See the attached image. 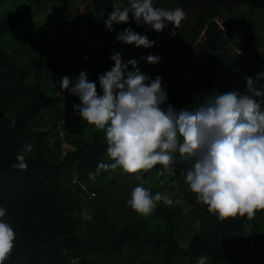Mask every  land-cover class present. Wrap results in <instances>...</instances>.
I'll return each instance as SVG.
<instances>
[{"label": "rangeland", "instance_id": "1", "mask_svg": "<svg viewBox=\"0 0 264 264\" xmlns=\"http://www.w3.org/2000/svg\"><path fill=\"white\" fill-rule=\"evenodd\" d=\"M0 0V24L22 12L28 5L30 11L16 22L13 30L3 39L2 50L8 61L19 66H28L30 73L24 82L23 93L6 111L7 116H14L22 108L32 94V88L38 86L42 94L59 98L60 103L44 109L31 118L30 123L10 138L22 152L25 144L33 145L30 153H23L29 158H41L49 164L62 162L64 156L74 151L76 143H90L94 127L80 120V115L67 104L73 96L62 91L60 81L68 76L73 83L81 71L87 78L101 62L105 43L101 36L94 32L91 20L95 17L92 0ZM112 4L125 6V0H110ZM154 7L166 10L180 8L185 19L179 28L168 27L167 32L175 40L170 48V57L165 63L173 67L168 88L174 89L176 84H184L190 88V80L195 72L200 71L204 62L206 38L205 28L200 30L196 25L198 13L205 9L207 0H153ZM223 22L232 31L234 41L241 42L246 37L259 40L264 36V11L252 10L243 4H232L219 9ZM129 18L128 23H133ZM218 28L225 35L227 28L221 20H216ZM101 29V27H100ZM225 35V39H226ZM117 47L121 42H117ZM178 44L184 49L174 54ZM227 42L226 46L231 47ZM258 52L264 60V47H258L243 53ZM122 61L128 56L120 51ZM140 73L154 80L150 65L143 58L136 59ZM128 71H135L131 66ZM105 141V133L100 131ZM106 142V141H105ZM111 163L109 157L100 163ZM191 164V163H190ZM87 167L81 158H75L64 171L62 189L67 202V218L77 230V234L88 245L80 264H159L163 261L166 248L157 250L149 246L127 244L105 257L103 246L109 243L122 230L135 232L141 239L165 231L168 222L174 227V238L180 248H187L195 233L201 231L200 223L191 214L187 202L190 191L185 178L180 174L164 168L160 171H144L128 174L121 168L100 170ZM94 179L89 178V174ZM136 175L141 180H136ZM138 184L150 190L168 196L173 203L166 205L157 203L154 211L145 216L134 211L128 204L131 192ZM96 196L90 198L89 192ZM240 217V216H238ZM244 236L254 241L257 249L250 251L258 259L264 261V211H258L254 219L248 218L243 223ZM209 257H206V262ZM173 264H198V259L176 260Z\"/></svg>", "mask_w": 264, "mask_h": 264}, {"label": "trees", "instance_id": "2", "mask_svg": "<svg viewBox=\"0 0 264 264\" xmlns=\"http://www.w3.org/2000/svg\"><path fill=\"white\" fill-rule=\"evenodd\" d=\"M92 1L93 12L96 15L91 20V26L103 39L105 49L101 62L87 79L96 83L100 95L103 93L99 77L114 67L111 56L120 51L128 56L124 63L139 57L146 60L149 55L161 58L157 64H148L153 74L162 78V86L168 97L163 107L171 105L177 111L195 110L208 97L229 91L251 95L247 90L246 77L255 78L257 74L264 72V60L258 52L243 55L258 47L261 40L246 37L239 43L234 41L232 31L223 22L219 11L220 8L232 4H243L252 10L264 11V0H207V6L198 13L196 23L200 30L205 28L204 62L200 71L192 76L190 88L184 84H176L174 89L168 88L173 67L165 63V58L170 57V48L175 40L168 34L167 28L173 25L166 22L163 31L159 32L162 37L149 33L146 24L143 22L137 24L135 20L133 23L113 25L114 31L109 32L105 21L113 11V4L110 0ZM29 11L30 5L0 24V207L6 209L3 220L12 226L16 234L14 249L5 264H73L74 260L80 264L79 261L88 245L77 234L76 226L66 215L68 206L62 189L64 171L75 158H81V163L87 167H96L100 160L108 157L107 144L101 139L100 131L93 129L91 142L78 141L75 150L67 153L60 163L49 164L44 159L25 156L28 165L26 170L13 167L17 163V155L23 153L10 137L21 132L33 116L61 102L57 97L43 95L39 87L34 86L31 96L17 114L14 116L6 114L11 104L23 93V84L29 76L30 68L7 60L2 50L3 39L13 30L16 22ZM217 19L227 28L226 39L217 26ZM126 28L147 36L149 41L156 42L155 45L145 49L121 42L117 47L116 36ZM227 42L232 44L231 47L226 46ZM167 43L170 44L169 47ZM183 49L184 46L178 44L174 54L177 55ZM254 86L264 90V80L257 81ZM254 99L261 102L264 110V97ZM67 104L71 107L78 106L80 100L72 96ZM80 120L82 121L81 117ZM190 167V162L180 161L177 154V162L171 170L185 178ZM162 169L161 165H156L148 171L157 172ZM186 199L191 207V214L201 227V231L192 236L187 248L183 249L177 245L173 224L168 222L164 232L146 239H141L128 229L122 230L103 246L105 257L127 244H132L146 245L154 250L165 247L164 259L159 264H173L176 260L199 259L201 256L209 257L206 264H264L263 260L252 255L247 249L249 239L243 232L246 216L220 220L217 215L209 213L207 206L197 201L196 194L189 191ZM256 249L255 245L254 250Z\"/></svg>", "mask_w": 264, "mask_h": 264}, {"label": "clouds", "instance_id": "3", "mask_svg": "<svg viewBox=\"0 0 264 264\" xmlns=\"http://www.w3.org/2000/svg\"><path fill=\"white\" fill-rule=\"evenodd\" d=\"M112 7L105 21L109 32L114 31L113 25L128 23L131 15L137 24L143 22L158 33L170 23L174 36L185 19L182 9L154 7L153 0H127V6ZM116 40L145 49L156 43L131 28L118 33ZM111 59L114 67L99 77L102 95L83 71L75 83L68 76L60 81L62 91L79 98L80 104L73 107L82 121L105 133L107 156L112 162L100 163L96 175L118 167L128 174L156 165L170 171L178 154L180 161L191 163L186 185L209 213L220 220L237 216L252 220L258 211H264V110L254 99L264 97V90L254 86L264 80V72L255 78L246 77L251 95L229 91L208 97L195 110L177 111L171 105L163 107L168 97L160 76L150 79L140 73L136 60L124 63L121 53H114ZM160 59L154 55L146 58L150 64ZM129 66L135 71H128ZM32 150L33 145L25 144L22 153ZM16 160L14 168L27 169L24 154L17 155ZM89 178L95 177L90 173ZM135 178L141 180L140 175ZM161 201L173 203L168 196L159 192L153 195L138 184L128 204L147 216ZM5 215L6 209L0 207V264L9 259L16 238L12 226L3 220ZM198 264H206V257H199Z\"/></svg>", "mask_w": 264, "mask_h": 264}, {"label": "built area", "instance_id": "4", "mask_svg": "<svg viewBox=\"0 0 264 264\" xmlns=\"http://www.w3.org/2000/svg\"><path fill=\"white\" fill-rule=\"evenodd\" d=\"M146 30H147L149 33H151V34H156L158 37H162L160 33H158V32L155 33L154 30H153L149 25L146 26ZM261 43H262V46L264 47V36H263L262 39H261ZM167 46L169 47L170 44L167 43ZM88 196H89L90 198H94V197L96 196V193H95L94 191L89 192V193H88ZM254 248H255V243H254V241H252V240H248V245H247V249H248V251H252V250H254ZM72 263H73V264H78V261H77V260H74Z\"/></svg>", "mask_w": 264, "mask_h": 264}]
</instances>
